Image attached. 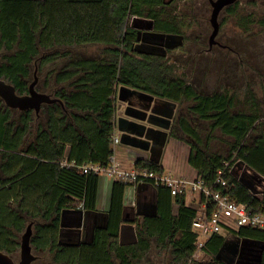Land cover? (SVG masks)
Masks as SVG:
<instances>
[{
    "label": "trees",
    "instance_id": "trees-1",
    "mask_svg": "<svg viewBox=\"0 0 264 264\" xmlns=\"http://www.w3.org/2000/svg\"><path fill=\"white\" fill-rule=\"evenodd\" d=\"M238 2L226 10L234 14ZM167 9L164 0H0V51L17 48L3 56L0 78L19 95L29 92L33 62L39 61L45 68L51 61L64 59L67 48L75 45L106 49L100 61L79 60L57 74L58 82L81 75L79 81L90 84L88 92L76 90L68 95V90L51 85L53 73L47 75L43 88L37 83L39 92L61 99L63 104H45L37 114L8 108L0 99V251L13 258L20 253L17 233L30 220L41 222L32 247L50 254V264H144L145 260L152 264L148 255L154 241L161 248L172 247L170 264L197 261L199 235L193 222L199 211L187 203V196L174 197L164 186L156 188L157 215L137 222V244L120 243L121 227L127 223L124 199L128 187L120 181L113 184L108 222L96 228L93 240L61 243L64 211L97 209L100 176L85 174L80 166L107 165L114 154L117 84L176 104L189 102L170 137L190 145L188 162L197 177L212 184L222 171L229 196L254 213H264V193L251 192L232 170L243 161L264 178V129L257 105L252 102L248 110L236 111L234 96L201 93L177 75L168 56L171 51L161 56L136 50L138 30L130 24L134 17L153 21L159 34L185 36V19ZM251 23L246 21L245 28ZM199 123H208L206 141ZM217 130L232 138L228 156L209 148ZM135 167L164 171L160 164L145 159L136 161ZM174 204L178 205L176 213ZM227 233L264 242V229L241 226ZM226 241V233L214 235L202 250L210 261L197 263L228 264L219 258Z\"/></svg>",
    "mask_w": 264,
    "mask_h": 264
},
{
    "label": "rangeland",
    "instance_id": "rangeland-1",
    "mask_svg": "<svg viewBox=\"0 0 264 264\" xmlns=\"http://www.w3.org/2000/svg\"><path fill=\"white\" fill-rule=\"evenodd\" d=\"M256 1L239 0L238 5L234 8V14H231L227 10H224L220 14V32L217 40L221 44L226 45L227 48L216 45L209 51L213 27L210 22L212 7L208 0H177L174 4L181 14L186 16L185 22L188 25V28L184 32L186 38L183 45L174 46L178 42L177 38L163 34L153 35L155 40L158 41V45L146 42L155 41L150 38V34H147L149 33L150 24L146 21L149 24L147 25L148 27H145V22L143 24L140 22L136 23V26H142V31L147 35L146 39H148L140 41L136 45V48L139 46L136 50L153 54L156 52L169 53L171 51L168 56L171 58L170 63L174 65L177 75L188 79L201 93L209 95L227 93L234 96L236 98V111H246L250 108L252 102L255 103L259 108L262 117L261 123L264 129V1ZM173 8L170 7L167 9V12L176 11ZM248 20L252 23L249 27L245 28V23ZM130 24L134 25L135 23H132L131 20ZM15 49L17 48L10 51L3 48L0 51V62L4 60V55L12 54ZM166 49L168 50L166 51ZM67 54L64 58L66 61L89 58L99 59L106 56V50L102 46H95V49L70 47L67 50ZM31 72L30 83L37 76L39 79L38 88H43L47 72L45 68L41 67L39 61L31 64ZM189 105V102L181 105L178 104L177 110L170 114L172 117L169 114L163 117L173 120L175 118L174 114H177L178 117V114L180 112L184 113V109ZM18 111L13 112L16 118L18 117ZM145 111L148 113L147 109ZM154 119L157 120L155 114H150L148 118L149 123L156 125L152 122ZM157 122L159 123L158 126L163 128H166L171 123L168 120H157ZM164 122L168 125H164ZM129 123L131 122L127 117L118 118L117 126L122 137L125 133L129 134L124 128V126L127 128V124ZM199 124L203 128L201 137L206 141L207 133L209 132L208 123ZM231 142L232 138L223 135L220 130H217L213 133L209 148L213 153L228 156ZM122 144L125 145V140L122 141ZM163 151L166 161L172 164L177 162L179 150L175 143L168 144ZM235 165H233L232 170L234 171L235 169L236 173H242V170ZM246 175L247 179L253 183L257 192L262 193L264 191V181L250 171H246ZM260 193L259 195H262ZM190 202L191 198H189ZM175 209L178 211V207ZM40 223L30 222V220L26 222L24 230L21 233H17L20 243L28 226L33 224V238ZM137 231L138 228L136 230V240H138ZM226 235L228 246L224 248L220 256H226L229 260L233 259L234 261L231 264H262L264 242L240 238L229 233H226ZM125 239H133L131 231L125 235ZM33 251L39 256L33 264L51 263L52 256L50 254L36 251L34 248ZM172 251L173 249L170 245L165 249L156 245L154 241L148 258L152 264H170L173 259ZM14 257L15 261H19L20 253ZM209 259L203 252H199L195 257L197 261L188 264H199L197 262L207 263L210 261ZM143 263L148 264L146 260Z\"/></svg>",
    "mask_w": 264,
    "mask_h": 264
},
{
    "label": "crops",
    "instance_id": "crops-1",
    "mask_svg": "<svg viewBox=\"0 0 264 264\" xmlns=\"http://www.w3.org/2000/svg\"><path fill=\"white\" fill-rule=\"evenodd\" d=\"M95 46L102 45H75L72 47L95 49ZM138 48L139 46L136 49ZM102 58L103 57L99 59H77L75 61L58 59L46 64L45 70L47 75L49 73H53L51 85L54 84L61 90H68V95H71V92L76 90L88 92L90 84L87 82H80L79 80L82 77L81 75L68 81L65 80L63 82H58L57 74L64 72L73 63L78 62L79 60L100 61ZM81 74L86 76V72ZM113 99L115 104V136H119L120 142L116 145L113 144L112 149L116 158L125 168L132 169L135 167L136 161L139 159H145L160 164L164 171L172 172L179 177L190 179L197 177L196 171L188 162L191 150L190 145L187 142L171 138L170 128L167 129L158 126V119L152 120V122L156 125L150 124L148 121L150 114H155L156 116H166L169 114V116L172 117L170 114L177 110L178 104L118 84L115 86ZM173 104H175V106ZM146 109L148 110V113H146ZM83 112L84 111H80V114L86 113ZM122 117H127L131 122L127 124V128L124 126V128L129 132L127 139L128 144L125 145L122 144V135L120 134L117 126L118 118ZM171 143H175L177 149L179 150V155L175 164L166 161L163 156L164 148ZM113 184L114 181L110 178L106 176L100 177L97 209L95 211H85L79 208L63 212L60 236L61 243L79 244L81 242H91L93 240L96 228L104 227L108 222ZM124 203V218L127 223L122 225L121 233H123L122 237L125 239V235L128 232L132 230H135L136 232L137 222H141L145 217L141 215V212H144L145 208L149 209L152 206L157 205V190L150 186H142L137 189L128 186L125 190ZM176 207H178V205L174 204L175 213L177 212L175 209Z\"/></svg>",
    "mask_w": 264,
    "mask_h": 264
},
{
    "label": "built area",
    "instance_id": "built-area-1",
    "mask_svg": "<svg viewBox=\"0 0 264 264\" xmlns=\"http://www.w3.org/2000/svg\"><path fill=\"white\" fill-rule=\"evenodd\" d=\"M135 18L138 17H134L132 23ZM119 142V136H114L113 144L116 145ZM63 164L67 165L66 162ZM80 168L85 174L106 176L136 189L142 186L155 189L164 186L170 189L174 197L187 196V203L191 198L189 205L199 211L198 217L193 222V230L199 235L197 254L202 252L208 240L214 235L227 233L232 228L248 226L264 229V213H254L246 205L232 199L226 192L228 183L222 177V171H219L217 179L210 184L200 177L184 178L167 171L157 172L136 167L127 169L115 154L110 157L107 165L89 163Z\"/></svg>",
    "mask_w": 264,
    "mask_h": 264
},
{
    "label": "water",
    "instance_id": "water-1",
    "mask_svg": "<svg viewBox=\"0 0 264 264\" xmlns=\"http://www.w3.org/2000/svg\"><path fill=\"white\" fill-rule=\"evenodd\" d=\"M239 0H211L212 6V14L210 18L211 25L213 27L212 34L210 36V47H212L216 43V38L220 32V22L219 17L220 14L228 7L235 5ZM264 1V0H261ZM144 23L146 20L142 18H135L133 20L134 25L132 24L131 27L136 28L138 30L139 35L142 33V26H136V23ZM151 22V21H150ZM141 28V29H140ZM144 28V27H143ZM154 26L152 25L150 30H153ZM141 38L139 37V40ZM38 83V77H35V80L30 84L29 92L25 95H19L16 91V88L8 83L5 79L0 78V98L3 99L6 106L11 109H16L22 112L33 110L37 114L40 113L41 108L45 104H53V103H60L63 104L61 99L54 98L51 95L43 92H39L36 89V85ZM175 106V104H173ZM158 120H168L172 122L170 118H165L163 116H156ZM167 129L170 128L168 125ZM124 130V128H123ZM128 134L125 133L122 137V141L125 140V144L127 142ZM237 168L242 170V173H236L235 169L233 171V175L237 178L239 182H241L244 186H246L251 192L254 194H259L260 192L254 188L253 183L249 179H247L246 171H250L257 175L264 181V178L253 171L246 163L243 161H239L235 165ZM264 193V191L262 192ZM142 216H156L157 215V205L152 206L151 208H145L144 212H141ZM132 240L124 239L122 237L123 233H121L120 243L121 245H133L138 242L136 240L137 234L135 230H132ZM32 236H33V224H30L27 228V231L22 237L21 246H20V260L15 261L13 257L8 255L5 252L0 251V264H33L37 259L38 256L34 253L32 247ZM221 254V253H220ZM219 254V257H220Z\"/></svg>",
    "mask_w": 264,
    "mask_h": 264
},
{
    "label": "flooded vegetation",
    "instance_id": "flooded-vegetation-1",
    "mask_svg": "<svg viewBox=\"0 0 264 264\" xmlns=\"http://www.w3.org/2000/svg\"><path fill=\"white\" fill-rule=\"evenodd\" d=\"M177 0H164V2L166 3V4H168V6H169V8L170 7H174L173 9L174 10H176V11H174V13L173 14H175L180 20L183 18V19H185L186 18V16L184 15V14H181V12L179 11V9H177L176 8V6H175V2H176ZM209 1V3H210V5H211V0H208ZM257 1H261V0H257ZM212 7V6H211ZM227 9V8H226ZM225 9V10H226ZM144 20H146V21H148L149 22V24H150V26H149V33H147L148 35L150 34V38L151 39H154L155 40V38L153 37V35H155V34H159V33H157L156 31H154V28H153V30H150V28H151V26L153 25V21H151V20H149V19H144ZM150 21H151V23H150ZM149 24H145V27L147 26V25H149ZM163 35H167V36H171V37H173V38H177V40H178V42L177 43H175L174 44V46H182L183 45V43H184V40H185V36H182V35H173V34H163ZM218 36H219V34H218ZM218 36H217V38H218ZM139 37L141 38L140 40H139ZM146 37H147V35L146 34H144V32L142 31V33H141V35H139V33H138V40H139V42L140 41H142V40H148V39H146ZM145 38V39H144ZM217 38H216V43L212 46V47H210L209 48V51L210 50H212L213 49V47L214 46H220V47H222V48H227V46L226 45H224V44H221V42H219L218 40H217ZM144 42V41H143ZM146 42H149V43H153V44H155V45H158V41H146ZM176 48V47H175ZM168 49H166V51H167ZM151 54H153V53H151ZM154 54H156V55H161V56H166L168 53L166 52V53H162V52H156V53H154ZM14 110H16V109H14ZM175 116V118H173V120H172V122L169 124V126H170V133L172 132V130L175 128V126H176V122H177V119H178V117H179V114H178V117H177V114L176 115H174ZM164 125H168L166 122H164ZM227 246H228V244L226 243L225 245H224V247L222 248V250H221V254H222V252H223V250H224V248H227ZM38 258H39V256H38ZM220 258L222 259V260H224L225 262H227L228 264H231V263H233V259L232 260H229L226 256H220ZM262 260H263V257H262Z\"/></svg>",
    "mask_w": 264,
    "mask_h": 264
}]
</instances>
